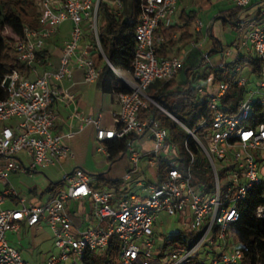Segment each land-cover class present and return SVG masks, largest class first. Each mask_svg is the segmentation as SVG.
Masks as SVG:
<instances>
[{
	"label": "built area",
	"instance_id": "built-area-1",
	"mask_svg": "<svg viewBox=\"0 0 264 264\" xmlns=\"http://www.w3.org/2000/svg\"><path fill=\"white\" fill-rule=\"evenodd\" d=\"M237 7H245L250 0H231ZM102 2L119 14L123 0H36L37 27L24 25L17 36L6 28L0 33L3 43L13 36L12 46L19 61L31 69L28 76L17 69L9 70L3 80L0 94V264H28L20 251L10 244L7 232L24 227L46 224L52 233L57 254H50L44 264H85L87 254L102 256L107 252L112 237L117 239L118 264H184L208 247L207 264H238L242 258L229 224L237 220L241 203L249 190L264 186L261 161L264 160V117L254 125L247 124L255 106L264 113V6L258 10L252 23H238L234 30L242 44L259 60L256 81L248 88L249 75L242 73L238 56L216 67L226 70L225 77L214 83L212 75L197 87L199 98L205 102L208 118L193 130L188 129L172 114L162 108L148 93L155 81L166 82L174 77L184 62V54L160 56L157 51L163 41L161 29L171 23L177 0H140V14L134 30L135 48L130 70L116 68L106 58L99 40V19ZM69 22V35L64 40L57 63L51 60L49 40ZM46 52L40 65L38 52ZM229 53V50H228ZM227 53V54H228ZM202 66H211L207 55ZM106 64L127 88L117 92L120 110L114 114V124L104 127L100 115L91 116L78 110L76 97L63 82L73 69H82L84 81L95 82L101 66ZM239 73V74H238ZM238 74V75H237ZM231 87L240 92L232 111H227L223 98ZM57 101L73 106L70 118H76L81 129L92 124L95 140L103 150L107 140H125L126 154L138 171L142 156L129 141V136L148 134L152 148L146 152L147 164L159 174L160 163L165 164L164 176L155 183H141L138 195L122 197L114 208V188L103 183L97 174L76 167L61 175V186L46 201L27 204L10 182L12 174H30L54 165L72 156L64 138L72 137L71 123L55 109ZM151 105L179 124L195 141L213 175L209 189L205 184L191 185V165L196 153L187 140L182 143L188 156L187 173L179 164V138H173L167 126L152 116ZM10 121V122H9ZM62 129L55 132L57 124ZM257 150L262 159H256ZM29 157L26 165L17 154ZM163 153V156L159 153ZM157 163V164H156ZM128 171L124 178H129ZM221 172V174H220ZM5 197L18 201L14 208H3ZM70 202L78 203L70 210ZM161 213L177 216L182 232H191L187 246L172 247L165 255L163 237L155 228ZM255 215L264 218V193L255 209ZM105 222L106 226H101Z\"/></svg>",
	"mask_w": 264,
	"mask_h": 264
},
{
	"label": "trees",
	"instance_id": "trees-1",
	"mask_svg": "<svg viewBox=\"0 0 264 264\" xmlns=\"http://www.w3.org/2000/svg\"><path fill=\"white\" fill-rule=\"evenodd\" d=\"M35 5L36 0H0V33L7 28L10 34L17 36L21 33L24 25L31 28L37 27V12L33 11ZM245 7H232L226 11L218 12L213 17L212 22L220 20L223 26L233 28L237 25L239 15ZM100 14L102 23L98 29L99 40L106 58L116 68L130 70L134 56V30L136 19L140 14V0H123V9L119 14L114 13L107 3L102 2ZM195 19V12L189 14L181 12L180 24L171 25L163 31V41L157 53L165 56L167 46L175 42L171 39V36L176 32H182L176 40L177 42L185 43L189 41L194 36L189 30ZM209 37L212 40V48L219 50L221 47L220 41L212 34H209ZM13 39V36L7 35L3 43L0 40V94L4 93L1 83L9 70L17 69L26 76L31 72L30 68L17 59L12 46ZM211 53L212 51H209V54ZM37 56L40 58V65H44L47 58L46 52H38ZM202 59V53L194 48L189 52L174 77L166 82L158 80L150 85L149 95L190 130H193L203 119L208 118L206 104L197 94L198 85L202 80H206L209 75L213 76L212 81L214 83L221 81L226 75L225 69L208 65L202 66ZM244 59H247L256 73L259 68L258 58L250 53L238 56L239 64ZM101 71V86L104 92L116 94L117 92L127 91V88L106 64L103 65ZM239 96L240 92L234 87L229 89L223 98V103L228 106V112L232 111ZM151 111L154 118H160L163 123H166L173 138H179V145H182V142L186 139L191 150L195 153L198 152L199 149L195 141L179 124L155 106L151 105ZM263 117L264 113L259 107L255 106L247 124L254 125L258 119H263ZM137 137L130 135L129 141ZM126 147L127 143L123 139L117 141L107 140L108 162L112 163L119 154H124ZM205 166L209 175L208 182L204 184L205 189H209L213 183V175L206 158ZM164 169L165 164L160 163L159 181L164 176ZM117 182V180L109 181L111 185ZM60 186L61 180L55 183L51 182L48 192L54 194ZM263 193L264 186H256L249 190L245 199L239 203L240 214L237 220L229 224V231L235 236L242 252V258L238 264H264V218L255 215V209L260 203ZM191 239V232H172L164 236L163 248L167 245H171L173 248L187 246ZM118 249L117 239L112 237L107 252L102 256L87 254L85 264H118ZM207 262H202L199 259V253H197L184 264H207Z\"/></svg>",
	"mask_w": 264,
	"mask_h": 264
},
{
	"label": "crops",
	"instance_id": "crops-1",
	"mask_svg": "<svg viewBox=\"0 0 264 264\" xmlns=\"http://www.w3.org/2000/svg\"><path fill=\"white\" fill-rule=\"evenodd\" d=\"M261 6H264V0H250L248 5L245 7L244 11L239 15L238 23H252L256 20L258 10ZM232 7H237L231 0H177L176 8L174 15L171 18V23L161 29V32L174 24H180V14L184 12L189 14L190 12L196 13V19L193 22L189 32L194 36L185 43L177 42L176 40L179 38L182 32H176L171 36V39L174 44H169L166 48L165 56H173V55H183L184 61L188 56L189 52L192 49H197L202 53V56L205 54L208 56L210 61V56L212 53H220V58L218 61L213 62L210 67H216L220 62L225 61L228 62L233 56H242L249 54L251 51L249 49L248 43L242 44L241 37L235 32L234 27L231 28L229 26H223L220 20H216L212 22L213 17L221 11H226ZM251 16V17H250ZM245 20V21H244ZM219 25L218 29L220 34L213 33V27L215 25ZM225 27L230 28L231 32H226L223 30ZM222 28V30H220ZM209 30V31H208ZM209 32V33H208ZM209 34H212L216 37L220 43L221 47L219 50L212 48V40L209 37ZM222 34V35H221ZM68 35H61L60 31L53 36L50 42V56L51 60L54 64L57 63V57L60 54L61 46L68 38ZM229 50V53H228ZM209 51H212L209 54ZM228 53V54H227ZM162 56V55H160ZM211 63V61H210ZM104 65V64H103ZM101 66V69L103 67ZM252 67V66H251ZM100 69V77L97 81L87 83L84 81V72L82 69H73L71 77L69 79L64 80L63 86L67 88V90L74 94L76 97V102L78 105V110L83 111L87 115L98 116L100 115L101 125L104 127H110L114 124L113 118L114 114L120 110L119 103L116 98L115 93H106L102 90L101 80L102 74ZM156 83L153 82L152 84ZM151 84V85H152ZM150 87L148 93L150 94ZM73 106L71 104H65L62 101H57L54 105V109L64 117L68 123H71L72 129L74 131V135L72 137H65L64 142L69 146L72 156H68L64 159L59 160L54 165L48 166L43 170L36 171L30 174H12L10 176V182L17 190V185L14 183L15 178H19L20 176H27L29 178H34V184L28 188L26 194H20L25 198V202L27 204H39L46 201L51 195L48 192V188L51 182L55 183L61 179V175L64 172H70L72 169L76 167H80L85 169L89 173H94L99 176L100 179L103 180L108 186L113 187L114 198L112 200V205L114 208L117 207L118 200L122 197H127L130 195H138L140 192L137 183L141 182L140 179H133V165L130 163L128 155L126 152L124 154H119L116 159L109 163L107 160L108 152L106 149V141L102 143L104 149H99V143L95 140L94 137V128L92 124H86L81 129L79 128L80 122L76 118H70V114ZM163 125L166 126V123H163L160 118H158ZM62 124H57L54 127L55 132H59L62 129ZM112 141H117L112 140ZM132 145L138 148L140 153L142 154L140 161H146L147 156H144L146 152H149L152 148L151 139L148 134L138 135L137 138H134L132 141ZM145 143H149L151 145L150 148H146L144 146ZM95 147V152L101 154L105 161L102 163H96L91 158V149ZM163 156V153L161 154ZM17 158L21 160L24 164L29 163V157L24 152H20L17 154ZM117 159L123 160V165L121 167L122 171L119 173L110 174L109 171L113 165V163ZM138 162V166H139ZM106 163V164H105ZM107 163L109 165L107 166ZM119 163V162H118ZM150 167V166H149ZM124 168V171H123ZM106 170V171H104ZM129 178H124L125 174L130 171ZM54 174L55 177L51 179L49 174ZM13 178V180H12ZM118 181L117 183L111 185L109 181ZM159 180V174L156 172V181ZM154 182V183H155ZM4 189V184L0 183V193ZM18 205V201L12 197H5L1 206L3 208H14ZM78 203L70 202L69 209L76 210ZM168 216L165 213H161ZM158 216V218L161 216ZM171 217V216H170ZM158 218L155 222V228L158 224ZM177 222L176 231H181V225L179 224V218L176 216L173 220ZM162 224V222H160ZM174 224V223H173ZM172 227V225H171ZM27 232V234H26ZM164 238V236H162ZM7 239L11 245L16 247L20 253L23 248H37L41 245H46V243H50L52 248H55L52 239V233L46 224H41L40 226L33 227H24L20 225L17 231H9L7 232ZM41 256V260L44 262V259L53 254V250L47 249L45 252H39ZM25 260V259H24ZM28 262L27 260H25ZM29 264V263H28Z\"/></svg>",
	"mask_w": 264,
	"mask_h": 264
},
{
	"label": "rangeland",
	"instance_id": "rangeland-1",
	"mask_svg": "<svg viewBox=\"0 0 264 264\" xmlns=\"http://www.w3.org/2000/svg\"><path fill=\"white\" fill-rule=\"evenodd\" d=\"M101 23H102V18L100 16L99 24H101ZM218 26L219 25L216 24L213 27V33L220 34ZM220 30H222V28H220ZM223 30H225L227 33L231 32L230 28H228V27H225ZM68 33H69V22L66 21L60 26V34L61 35H67ZM250 54L252 56H254L252 51L250 52ZM173 56H178V55H173ZM219 58H220V53H212L210 56L211 64H213V62H215V61H218ZM240 63H241L240 65L242 66V73L246 74L247 76L249 75L250 83H249L248 88H252L254 85L253 83L256 81V74L251 72L252 67H251V64L247 61V59L242 60ZM175 140H178V138H176ZM144 146L146 148L151 147V145L149 143H145ZM179 146H180L179 147L180 151L178 152L179 158H180L179 164H180L181 170L184 173H187L188 156L185 153L183 146L182 145H179ZM252 153L256 159H262L263 160V158L259 156L257 150L252 151ZM91 154H92L91 158L94 162L102 163L105 161V158H103V156L101 154H98L95 152L94 146L91 149ZM159 154H162V152ZM122 162H123L122 159H117L113 163L109 173L114 174V173H119L120 171H122V169H121V167L123 165ZM108 165H109V163H107V166ZM261 167L263 170L262 180H263V184H264V160L261 161ZM191 168H192L191 169V177H192L191 185L193 188H197L200 184L208 182L209 173H208V170L205 166L204 154L200 149L196 153V162L191 165ZM139 169L140 170H138V172H133V179H140L144 184L154 183L156 181V169L153 167H149L147 164V161H140L139 162ZM104 171H106V170H104ZM123 171H124V168H123ZM220 174H221V172H220ZM49 177L51 179H53L55 177V175L51 173V174H49ZM12 180H13V178H12ZM13 181L15 184H18L17 190L21 195L26 194V191L28 190V188H30L35 182L34 178H29L27 176H20L18 179L15 178ZM115 195H117L116 192H115ZM175 217L176 216L170 217V216H166L164 214H161V216L158 218V224L156 227L157 233L161 236H166L172 232H176L175 229H178L177 228L178 225H177V222L173 221ZM160 222H162V224H160ZM171 225H172V227H171ZM101 226L105 227L106 223L103 222ZM178 230H180V229H178ZM26 234H27V232H26ZM47 249L53 250L54 254L58 253L56 248H52V245L50 243H46V245H41V246H39L37 248H33V249L23 248L21 250V255L25 260L28 261L29 264H44V262L41 260V256H40L39 252H45V251H47ZM171 251H172V246L167 245L164 248L163 252L165 255H167V254L171 253ZM207 251H209L208 247L202 246L200 248L199 259L202 262H206V261L209 262L210 257L207 256V254H206Z\"/></svg>",
	"mask_w": 264,
	"mask_h": 264
},
{
	"label": "water",
	"instance_id": "water-1",
	"mask_svg": "<svg viewBox=\"0 0 264 264\" xmlns=\"http://www.w3.org/2000/svg\"><path fill=\"white\" fill-rule=\"evenodd\" d=\"M168 112V111H167Z\"/></svg>",
	"mask_w": 264,
	"mask_h": 264
}]
</instances>
